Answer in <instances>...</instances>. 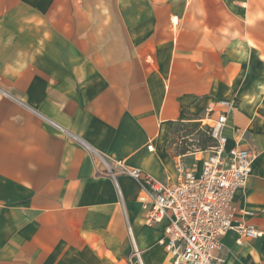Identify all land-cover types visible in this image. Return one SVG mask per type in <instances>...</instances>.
I'll list each match as a JSON object with an SVG mask.
<instances>
[{
	"label": "crops",
	"instance_id": "crops-1",
	"mask_svg": "<svg viewBox=\"0 0 264 264\" xmlns=\"http://www.w3.org/2000/svg\"><path fill=\"white\" fill-rule=\"evenodd\" d=\"M223 110L227 149L256 153L235 224L264 231V0H0V264H173L99 159L199 173ZM238 238L225 264H264Z\"/></svg>",
	"mask_w": 264,
	"mask_h": 264
},
{
	"label": "built area",
	"instance_id": "built-area-1",
	"mask_svg": "<svg viewBox=\"0 0 264 264\" xmlns=\"http://www.w3.org/2000/svg\"><path fill=\"white\" fill-rule=\"evenodd\" d=\"M218 106L232 108L228 101H221ZM207 111L211 115L215 109L209 107ZM227 121L228 112L223 110L207 126L214 145L203 160L201 172L179 160L176 178L170 183L160 182L125 161L99 159L103 173L110 176L117 187L120 175L128 176L140 185L139 201L146 211L147 225L168 222L160 245L173 264H225L222 239L229 232L239 235L237 242L240 245L264 235V231L252 225L235 224L234 198L251 178L256 153L239 146L227 149V138L223 134ZM153 149L150 143L148 150ZM246 214L254 215L252 212ZM133 257L138 264H143L141 252L136 247ZM128 264L133 263L129 261Z\"/></svg>",
	"mask_w": 264,
	"mask_h": 264
}]
</instances>
